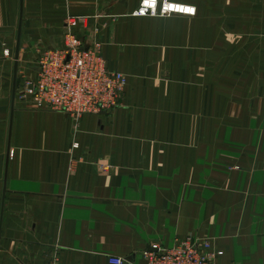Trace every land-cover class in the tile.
<instances>
[{
	"label": "crops",
	"instance_id": "0c3cea01",
	"mask_svg": "<svg viewBox=\"0 0 264 264\" xmlns=\"http://www.w3.org/2000/svg\"><path fill=\"white\" fill-rule=\"evenodd\" d=\"M141 1L0 0V264H148L206 237L219 264H264V0L136 17ZM69 15L90 17L83 36L116 18L106 51L129 84L112 113L30 98L31 56L61 47Z\"/></svg>",
	"mask_w": 264,
	"mask_h": 264
},
{
	"label": "built area",
	"instance_id": "2783aa9c",
	"mask_svg": "<svg viewBox=\"0 0 264 264\" xmlns=\"http://www.w3.org/2000/svg\"><path fill=\"white\" fill-rule=\"evenodd\" d=\"M182 15L193 17L196 8L172 0H144L138 14ZM70 34L64 45L57 49H46L38 59V80L28 84L38 105L55 111L66 112L75 117L109 111L118 106L127 77L107 70L102 57L85 48L81 40L72 32L79 21L68 17ZM146 252L148 264H218L222 251L214 250L210 243H193L190 240L178 241L169 249H155ZM111 264H125L120 257H111ZM47 264H60L58 252L51 255Z\"/></svg>",
	"mask_w": 264,
	"mask_h": 264
},
{
	"label": "rangeland",
	"instance_id": "374dc122",
	"mask_svg": "<svg viewBox=\"0 0 264 264\" xmlns=\"http://www.w3.org/2000/svg\"><path fill=\"white\" fill-rule=\"evenodd\" d=\"M143 1H141L139 7L137 8L136 10V17H171V16H174V15H161L160 13H158L157 15H146V16H142V15H139L138 12H139V9L141 8L142 4H143ZM175 2V1H173ZM177 3V2H176ZM183 4V3H181ZM185 5H188V4H185ZM192 6V5H190ZM194 7V6H193ZM196 8V7H195ZM71 15L67 16L64 21H63V34H62V45L61 47L64 45V42H65V37L70 34V30L68 29V27L66 25H68L67 21H68V17H70ZM182 16V15H181ZM196 16V15H195ZM71 17H74L76 18V20L78 19L79 21V24H78V28L76 30H73V34L75 36H77L81 42L83 43L84 47L85 48H88L90 50H93V51H96L100 57H102L103 61L106 63V67H107V70L108 71H111L112 73H121V74H124L126 77H127V85L124 89V92L122 94V97L120 99V101H118V106L113 108L112 110H109V111H103L101 113H92V114H86V115H102V114H107V113H112L115 109L119 108L121 105H122V101H123V98H124V95H125V91H126V88L129 84V77L127 74L123 73L122 71H119L117 69H115L111 63V61L109 60L108 56H107V51H106V42H105V31H106V28L107 26L111 27L115 22H116V18L115 17H107V16H98V17H93V22H91L92 26H91V29L90 31L88 30L86 35H82L79 31L80 27H83L84 25H87V27H90L89 26V21H90V17L88 16H71ZM194 17V16H193ZM116 33H109V36L111 37H115ZM110 38V37H109ZM59 47V48H61ZM54 49H57V48H54ZM42 50H46V49H38L37 50V55L34 57V54L31 56L33 59H32V68L35 69V74H34V77L31 76L30 77V81L27 82V89L28 91L31 90V87H28V84L31 83V84H34L36 83V81L38 80V69H37V65H38V59L40 58V53ZM53 50V48H52ZM33 73H34V70H33ZM30 95V98H32V100L34 99L35 95L33 93H29ZM34 103L36 104H39L38 101L36 99L33 100ZM42 107H45V108H48V109H51L50 107H46V106H42ZM53 110V109H51ZM55 111V110H53ZM56 112H61V111H56ZM62 113H66V112H62ZM68 114V113H66ZM70 115V114H68ZM71 117H75V116H72L70 115ZM84 116V115H82ZM75 118H78V117H75ZM76 147H78L77 144H75ZM189 240V239H188ZM191 241V240H190ZM202 241V240H200ZM193 243H197L195 241H191ZM217 242V239L215 238H212V237H206L204 241L200 242L199 244L200 245H203L204 243H210L213 247L214 250H219V251H222L223 252V255L220 257L219 259V262L218 264L220 263V260L222 257H224V251L220 248H217L216 246V243ZM216 243V244H215Z\"/></svg>",
	"mask_w": 264,
	"mask_h": 264
},
{
	"label": "water",
	"instance_id": "95a60500",
	"mask_svg": "<svg viewBox=\"0 0 264 264\" xmlns=\"http://www.w3.org/2000/svg\"><path fill=\"white\" fill-rule=\"evenodd\" d=\"M19 54H20V40L18 42L17 51H16V60H19ZM16 80V79H15Z\"/></svg>",
	"mask_w": 264,
	"mask_h": 264
}]
</instances>
